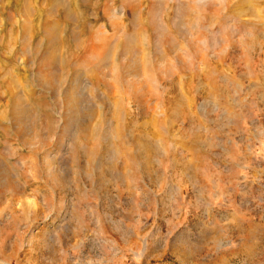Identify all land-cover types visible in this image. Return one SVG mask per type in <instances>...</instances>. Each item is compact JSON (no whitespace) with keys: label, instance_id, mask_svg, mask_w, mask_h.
Masks as SVG:
<instances>
[{"label":"rangeland","instance_id":"374dc122","mask_svg":"<svg viewBox=\"0 0 264 264\" xmlns=\"http://www.w3.org/2000/svg\"><path fill=\"white\" fill-rule=\"evenodd\" d=\"M0 189V264H264V0H0Z\"/></svg>","mask_w":264,"mask_h":264},{"label":"bare ground","instance_id":"6f19581e","mask_svg":"<svg viewBox=\"0 0 264 264\" xmlns=\"http://www.w3.org/2000/svg\"><path fill=\"white\" fill-rule=\"evenodd\" d=\"M11 181H12V180H9L5 186L3 185L4 188L7 187V188H9L10 190L12 189V190H14V191H18L17 187H15V185H13V184L11 183ZM1 192H4V191L0 189V195L4 196V193H1ZM11 194H12L14 197H16V196H18V195H21V196H22L23 193H22V194H21V193H11Z\"/></svg>","mask_w":264,"mask_h":264}]
</instances>
